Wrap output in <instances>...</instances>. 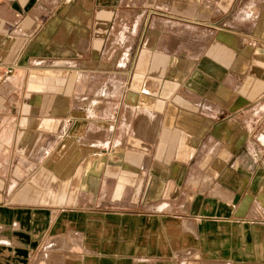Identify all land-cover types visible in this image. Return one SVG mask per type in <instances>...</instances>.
<instances>
[{"label":"crops","instance_id":"obj_1","mask_svg":"<svg viewBox=\"0 0 264 264\" xmlns=\"http://www.w3.org/2000/svg\"><path fill=\"white\" fill-rule=\"evenodd\" d=\"M262 144L264 0H0V264H264Z\"/></svg>","mask_w":264,"mask_h":264},{"label":"built area","instance_id":"obj_2","mask_svg":"<svg viewBox=\"0 0 264 264\" xmlns=\"http://www.w3.org/2000/svg\"><path fill=\"white\" fill-rule=\"evenodd\" d=\"M12 68L11 67H6L5 69H3V71L1 72L2 75H6L8 74L9 72H11Z\"/></svg>","mask_w":264,"mask_h":264},{"label":"rangeland","instance_id":"obj_3","mask_svg":"<svg viewBox=\"0 0 264 264\" xmlns=\"http://www.w3.org/2000/svg\"><path fill=\"white\" fill-rule=\"evenodd\" d=\"M254 146V149L256 148V150H261V151H263L264 152V144H262V145H253ZM253 148V147H252ZM258 148V149H257ZM261 148V149H260ZM263 162H264V160H263Z\"/></svg>","mask_w":264,"mask_h":264}]
</instances>
